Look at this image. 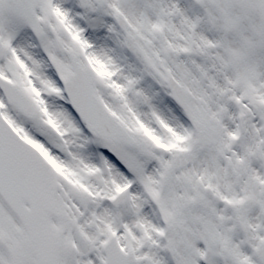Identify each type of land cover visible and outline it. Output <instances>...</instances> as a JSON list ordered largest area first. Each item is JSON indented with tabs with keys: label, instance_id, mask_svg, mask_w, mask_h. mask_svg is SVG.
I'll list each match as a JSON object with an SVG mask.
<instances>
[{
	"label": "snow or ice",
	"instance_id": "obj_1",
	"mask_svg": "<svg viewBox=\"0 0 264 264\" xmlns=\"http://www.w3.org/2000/svg\"><path fill=\"white\" fill-rule=\"evenodd\" d=\"M0 264H264V0H0Z\"/></svg>",
	"mask_w": 264,
	"mask_h": 264
}]
</instances>
